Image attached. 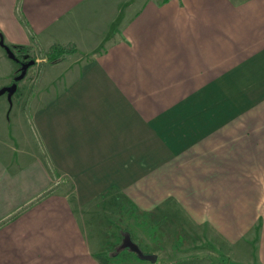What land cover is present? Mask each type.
I'll list each match as a JSON object with an SVG mask.
<instances>
[{
	"label": "crops",
	"instance_id": "1",
	"mask_svg": "<svg viewBox=\"0 0 264 264\" xmlns=\"http://www.w3.org/2000/svg\"><path fill=\"white\" fill-rule=\"evenodd\" d=\"M2 39L95 58L32 115L1 103L0 264H105L74 200L110 193L150 218L143 264H264V0H0Z\"/></svg>",
	"mask_w": 264,
	"mask_h": 264
},
{
	"label": "rangeland",
	"instance_id": "2",
	"mask_svg": "<svg viewBox=\"0 0 264 264\" xmlns=\"http://www.w3.org/2000/svg\"><path fill=\"white\" fill-rule=\"evenodd\" d=\"M49 52V49L37 52V50L26 48V51L17 53L18 55L15 54L19 60L18 62L4 54L0 61V74H8L12 68H18L8 81V85L3 87L8 88L9 93L0 95V106L2 102H6V98L11 102V109L8 115L10 120L17 115L18 107L24 109L23 112L25 114L32 115L33 109H37L44 101L62 96L67 91L65 88L67 77H69V82L71 78L74 82L76 77H78V80L84 77L86 61L95 58H88L85 61L84 54L76 53L66 56L57 62H51L49 60ZM32 61L35 62V65L28 68L23 79L18 80L17 78L22 74L23 64L26 65ZM23 91H25V95ZM18 98H20L21 103ZM23 99L24 101L22 102ZM66 149L68 151L70 148ZM42 152L47 163L52 160L47 148H42ZM51 164L60 179V187H64L69 194L76 191V186L71 182L70 177L62 176V174L58 173L53 161ZM105 197V200L97 201V205L94 204L88 207L89 211H84L78 201L74 200V206L82 219V223L84 224V220H86V243L91 246V251L99 252L98 256L104 259L105 264H143L144 261H137L132 252L122 249V240L125 236L122 232L129 231L133 239L144 251L154 249L152 248L154 246L153 240L150 239V235L146 231V223L150 224V218H146L141 214V211H139L141 208L138 205L134 208L132 202L125 200L122 194L110 193ZM90 209H93V213H91L92 210ZM84 212L92 216H87L85 213L88 219L84 218ZM104 219L107 222L103 221ZM146 220L149 221L146 222ZM173 235L176 234L173 233ZM96 244L99 245L98 248H96ZM113 252L116 255L121 254L118 258H111L110 256Z\"/></svg>",
	"mask_w": 264,
	"mask_h": 264
},
{
	"label": "trees",
	"instance_id": "3",
	"mask_svg": "<svg viewBox=\"0 0 264 264\" xmlns=\"http://www.w3.org/2000/svg\"><path fill=\"white\" fill-rule=\"evenodd\" d=\"M3 40V39H2ZM4 47H8L10 50H12L15 54H19L20 52L26 51V48H21L18 46H9L3 43ZM78 52L77 48L75 46L71 45H59L55 44L52 46L49 52V60L51 62H57L59 60L64 59L66 56L76 54ZM17 54V55H18ZM123 237L122 240V249L131 251L134 254H136L137 258L140 259L141 261H146V262H151L155 263L157 261V257L152 255V254H146L144 253L141 248L133 241L131 238V235L128 232H123Z\"/></svg>",
	"mask_w": 264,
	"mask_h": 264
},
{
	"label": "water",
	"instance_id": "4",
	"mask_svg": "<svg viewBox=\"0 0 264 264\" xmlns=\"http://www.w3.org/2000/svg\"><path fill=\"white\" fill-rule=\"evenodd\" d=\"M3 43H4V41L1 40V45L6 50L8 56H10V58L13 59L14 61L18 62L19 60L16 58L15 53L12 50H10L8 47L7 48L4 47ZM34 65H35L34 61H32V62H30V63H28L26 65L23 64L22 74L17 79L18 80L23 79L25 77L26 73H27L28 68H30V67H32ZM5 93H9L8 92V88H3V89L0 90V95L5 94Z\"/></svg>",
	"mask_w": 264,
	"mask_h": 264
}]
</instances>
